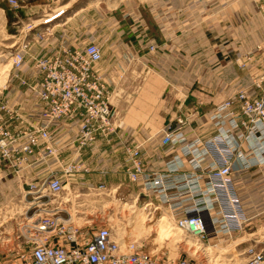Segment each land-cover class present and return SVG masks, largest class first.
Wrapping results in <instances>:
<instances>
[{
    "label": "built area",
    "instance_id": "2783aa9c",
    "mask_svg": "<svg viewBox=\"0 0 264 264\" xmlns=\"http://www.w3.org/2000/svg\"><path fill=\"white\" fill-rule=\"evenodd\" d=\"M12 4L16 0H11ZM64 13L59 10L44 19L46 26L36 36L51 32L49 26ZM39 40V39H36ZM32 41L19 43L12 55L15 77L28 88L39 108L40 122L13 131L10 122L21 118L18 108L0 98V162H10L21 173L35 162H47L59 157L62 147L55 140L52 126H70L74 132L76 149L72 159L63 166V173L71 175L81 168L83 151L99 139L110 143L116 131L115 111L111 94L97 64L102 59L101 47L94 42L82 47L57 43L51 50L34 56L38 76L32 80L20 76L26 66V56ZM151 51L155 46L150 47ZM216 132L211 137L187 142L181 118L176 126L162 129L163 145L180 143L181 153L165 163L162 172L145 174L140 158V145L128 148L131 163L127 173L130 181H143V191L154 193L173 210L176 227L205 242L209 225L217 236L232 235L245 227L249 217L245 212L234 181V172L264 163V68L251 76L250 85L214 106L208 114ZM208 162L205 163V159ZM189 169L180 172L185 165ZM84 170H88L86 167ZM103 187V185H100ZM35 192L61 194L65 183L55 172L32 183ZM147 206L153 205L151 200ZM37 218H29L27 228L41 236L20 264H192L188 258L166 263L133 239H118L109 225H101L91 239L79 246L80 229L62 219V207L41 202ZM50 236L64 237L74 245L65 247L49 244ZM242 264H264V250L252 252Z\"/></svg>",
    "mask_w": 264,
    "mask_h": 264
},
{
    "label": "crops",
    "instance_id": "0c3cea01",
    "mask_svg": "<svg viewBox=\"0 0 264 264\" xmlns=\"http://www.w3.org/2000/svg\"><path fill=\"white\" fill-rule=\"evenodd\" d=\"M151 14L152 24L142 18L138 25L130 26L122 22L125 15L116 14L98 28L89 25L85 29L70 23L72 16L55 25L53 36L51 32L32 42L26 66L20 72L21 77L29 80L38 76L33 57L48 53L57 43L82 47L93 39L100 45L102 59L96 68L107 82L111 94L116 131L110 143L99 139L88 146L80 159L81 168L67 175L63 173V166L72 159L76 149L74 132L67 125L52 126L56 143L62 147L59 157L50 158L47 162H35L36 156L30 157L32 164L21 171L25 178L40 181L55 172L65 183L64 191L71 185L75 192L81 188L101 192L115 190L135 194L137 198L143 194V181L130 182L127 170L131 163L127 149L141 146L140 158L145 163L146 175L164 171L165 163L181 153L182 145H163L162 129L176 126V118L189 113L194 120L186 130L187 142L209 138L216 129L208 119L198 117L199 112H208L244 87L248 66L253 70L259 69L258 72L264 67L261 56H254V62L246 68L240 66V41L211 49L207 41L193 42V30L186 24L185 17L176 23L175 19L163 16V11L152 10ZM151 44L156 46V51H148ZM0 98L7 99L10 105L18 108L24 120V123L19 119L10 122L11 130L40 122L39 108L34 106L28 88L21 85L15 76H11L8 86L0 87ZM208 161L206 158L205 163ZM259 165L264 167V163ZM188 169L186 164L180 172ZM167 207L173 214V210ZM62 209V219L71 222V213L64 207ZM83 218H89V215L85 213ZM100 226H77L80 232L76 245L84 246ZM51 244L74 245L64 237H55Z\"/></svg>",
    "mask_w": 264,
    "mask_h": 264
},
{
    "label": "rangeland",
    "instance_id": "374dc122",
    "mask_svg": "<svg viewBox=\"0 0 264 264\" xmlns=\"http://www.w3.org/2000/svg\"><path fill=\"white\" fill-rule=\"evenodd\" d=\"M61 9L64 15L49 25L52 33L36 36L46 26L44 19ZM152 10L163 11V16L176 23L185 17L193 30V42L207 41L211 49L240 41L241 67L252 64L254 56H261L264 61V0H16L15 4L0 0V87L8 86L17 71L12 55L23 39L33 42L46 34L53 36L55 25L72 16L69 22L84 29L89 25L98 28L116 14L125 15L122 22L130 26L138 25L142 18L152 24ZM89 42L96 43L93 39ZM151 46L155 45L147 47L148 51L157 50L155 46L151 51ZM247 70L246 85L239 90L250 85L251 76L259 69L248 66ZM238 91L228 98L235 97ZM213 108L199 112L198 117L212 123L208 114ZM179 118L186 122V134L194 119L183 113L176 118V124ZM259 166L235 171L233 175L249 217L243 230L217 236L209 225L205 242H198L176 227L167 205L155 194L143 191L136 198L135 194L115 190L81 188L75 192L70 185L59 195L44 192L40 198L42 192L30 188L37 179H27L15 172L10 162H0V264H20L41 238L34 229L27 228V223L29 218H37L42 201L66 208L75 226L109 225L118 239L136 240L142 249L166 263L188 258L192 264H242L252 252L264 250V167ZM149 200L153 205L147 206ZM85 213L89 218H83ZM54 238L50 236L45 241L51 244Z\"/></svg>",
    "mask_w": 264,
    "mask_h": 264
}]
</instances>
